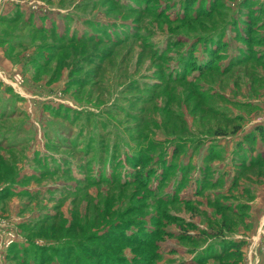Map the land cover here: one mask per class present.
<instances>
[{
    "label": "rangeland",
    "instance_id": "obj_1",
    "mask_svg": "<svg viewBox=\"0 0 264 264\" xmlns=\"http://www.w3.org/2000/svg\"><path fill=\"white\" fill-rule=\"evenodd\" d=\"M264 0H0V264H264Z\"/></svg>",
    "mask_w": 264,
    "mask_h": 264
},
{
    "label": "trees",
    "instance_id": "obj_2",
    "mask_svg": "<svg viewBox=\"0 0 264 264\" xmlns=\"http://www.w3.org/2000/svg\"><path fill=\"white\" fill-rule=\"evenodd\" d=\"M262 131L264 132V130L262 129Z\"/></svg>",
    "mask_w": 264,
    "mask_h": 264
}]
</instances>
